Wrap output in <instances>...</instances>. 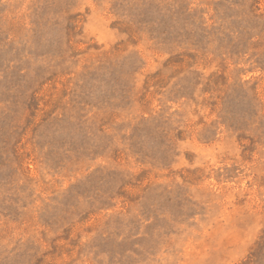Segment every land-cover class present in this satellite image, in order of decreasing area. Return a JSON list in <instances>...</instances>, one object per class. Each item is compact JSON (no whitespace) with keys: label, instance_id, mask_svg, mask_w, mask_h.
Here are the masks:
<instances>
[{"label":"rangeland","instance_id":"obj_1","mask_svg":"<svg viewBox=\"0 0 264 264\" xmlns=\"http://www.w3.org/2000/svg\"><path fill=\"white\" fill-rule=\"evenodd\" d=\"M0 264H264V0H0Z\"/></svg>","mask_w":264,"mask_h":264}]
</instances>
